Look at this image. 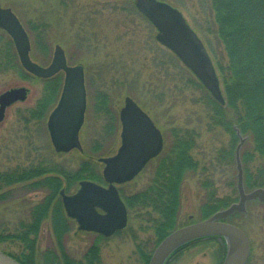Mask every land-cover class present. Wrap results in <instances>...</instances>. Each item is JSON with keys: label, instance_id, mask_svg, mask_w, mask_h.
<instances>
[{"label": "rangeland", "instance_id": "374dc122", "mask_svg": "<svg viewBox=\"0 0 264 264\" xmlns=\"http://www.w3.org/2000/svg\"><path fill=\"white\" fill-rule=\"evenodd\" d=\"M163 1L182 13L212 60L215 57L225 59L223 47L215 34L209 0ZM0 6L10 8L26 29L32 60L43 66L49 64L54 46L58 44L69 65L83 68L87 94L85 117L79 134L83 153L75 150L55 153L46 125L42 122L51 100L41 102L40 106L45 105V108L40 109L36 105L48 89L45 86L47 82L22 77L23 70L17 63L14 47L11 61L6 52L5 42L10 37L0 30V94L20 86L28 89L27 99L8 106L0 121V171L30 165L45 169L35 182L0 189V251L27 264H84L85 253L95 243L100 264H145L142 252H153L158 244L154 243L152 224L145 220L143 211L129 209L126 228L109 238L76 232L73 222L68 224L71 231L67 235L56 237L54 234L59 232L51 218L52 210L60 200L56 197L57 200H51L47 213L40 220L41 231L38 233L36 230L31 232V237L27 236L34 242L33 250L13 236L20 235L22 222L28 221L33 206L47 197L50 186L47 178L55 175L61 187L71 194L78 181L69 182L68 174L77 171L83 163H92L96 174L102 176L104 165L98 159L115 154L120 146L119 111L126 96L131 97L160 129L164 142L162 154L170 146V131L173 129L199 131L197 144L191 151L198 166L184 174L178 226L204 219L202 205L206 192L202 181L209 175L213 179L210 188L217 187V197L230 193L227 185L229 169H202L209 166L211 148L220 146V143L224 145L228 138L207 131L203 120L204 107L193 103V99L200 97L199 91L184 90L181 82L185 80L178 71L169 69L171 78L166 82L164 68L154 67L152 59L157 54V47L161 46L152 42L155 28L150 31L141 15L128 11L136 8L135 0H0ZM60 78L63 82L62 75ZM163 83L166 89L171 86L172 95L167 92L160 100V92L165 91ZM105 98L106 101L102 102ZM235 166L234 157V181L237 183ZM155 167L156 163L152 162L133 180L119 185L120 194L129 196L148 186ZM232 197L235 199L232 203L237 202L238 194ZM229 222L241 228L249 241L250 255L246 264H264V203L248 202L246 212L235 213ZM207 238L184 249L165 264H221L225 252L220 256L217 245L224 241L218 237Z\"/></svg>", "mask_w": 264, "mask_h": 264}, {"label": "trees", "instance_id": "16d2710c", "mask_svg": "<svg viewBox=\"0 0 264 264\" xmlns=\"http://www.w3.org/2000/svg\"><path fill=\"white\" fill-rule=\"evenodd\" d=\"M209 2L213 13V22L216 26L215 34L223 47L225 55V59H217L215 57V61L213 60L224 104L214 100L178 58L152 38L153 43H158L162 47H157V54L152 59L154 67L164 68L163 76L166 82L171 78L170 72L168 73L169 69L173 72L178 71L180 77L185 80V82H181V85L185 88L184 90L199 91L200 97L193 99V103H199L204 107L203 120L207 131L215 132L217 136L226 135L228 138L224 145L220 143L218 144L220 146L214 149L211 148L212 156L209 166L202 169L219 170V168L224 167L229 169L230 172L227 174L230 180L227 185L230 188V193L223 197H217V187L210 188L213 185L212 175L203 180L202 186L206 192L202 205L203 218L227 207L235 200L232 196L237 193L236 181H234V152L239 141L237 133L246 138L240 151L245 189L251 190L264 185V0H209ZM128 11L131 13L133 11V14L137 12L144 18L150 31L154 29L153 25L135 7L134 10L129 8ZM5 44L8 58L11 61L13 54H15L13 53L12 42L8 39ZM17 63L19 64L18 61ZM22 77L24 79H36L24 70ZM44 81L47 82L45 86L52 93L58 92L62 85L60 74ZM163 86L165 91L160 92V100L163 99L167 92H169V96L172 95L171 86L168 89L165 88L164 83ZM156 87H159V85L156 84ZM99 95L106 97L105 95ZM43 100L47 102L50 99L45 100L42 97L38 104L40 109L45 108V105L40 106ZM105 101L106 98L102 99V102ZM52 104L53 101L51 99L46 110ZM31 116H34L33 113ZM197 130L181 128L170 131L172 138L170 146L165 154L161 153L152 161L156 163V167L149 185L129 196H122L128 210L143 211L145 220L149 223L151 222L155 245L169 232L179 227L181 185L184 174L187 170L198 166L197 162L193 161L191 154L198 141L199 131ZM30 167L32 166L0 171V189L29 182L30 178L34 176L31 174ZM43 171L44 168L41 167L40 172L36 175L43 174ZM68 179L69 182L73 183L81 179H88L94 182L102 181L101 176L96 174L90 162L83 163L77 171L68 174ZM46 182L50 184L47 197L53 199L61 186L60 180L58 178H47ZM39 208H41V214L38 219L40 221L43 218V214L47 213L48 207L40 206L37 209ZM53 214L58 218L60 217L58 208ZM232 216L228 218V221ZM14 237L21 240L25 245L27 244L29 249L33 250L34 242L32 239L27 236ZM215 238L217 237L212 236L207 239ZM201 240L198 239L180 247L172 253L167 262L174 259L184 249L193 246ZM151 252H142V260L145 264H147ZM217 252L220 256H224L225 247L223 242L218 243ZM97 255L98 247L97 244L93 243L83 257L84 264H100V259ZM18 261L22 264H27L21 260Z\"/></svg>", "mask_w": 264, "mask_h": 264}, {"label": "water", "instance_id": "95a60500", "mask_svg": "<svg viewBox=\"0 0 264 264\" xmlns=\"http://www.w3.org/2000/svg\"><path fill=\"white\" fill-rule=\"evenodd\" d=\"M137 10L155 27V39L172 52L195 76L214 100L224 104L214 64L197 34L189 27L181 12L161 0H135ZM0 28L11 38L22 68L31 75L47 79L63 73L60 98L47 119L50 142L57 153L72 149L82 150L79 131L84 121L86 94L84 72L80 65H69L63 49L55 45L51 61L41 66L30 58V40L24 27L10 10L0 7ZM27 88H10L0 94V121L11 104L24 101ZM121 123L120 146L116 153L99 158L104 166L102 177L106 187L89 180H81L73 195L60 192L66 214L75 218L79 229L94 231L105 237L125 228L127 211L116 185L131 181L163 148L160 131L151 118L126 96L119 111ZM234 157L236 163V189L238 200L211 216L180 226L167 234L153 250L147 264H165L169 256L180 247L211 236L224 241L225 256L221 264H246L250 245L245 233L226 220L234 212H246V202L264 203V187L245 191L242 180L240 148L246 138L240 136ZM100 208L105 214H100ZM0 264H20L0 251Z\"/></svg>", "mask_w": 264, "mask_h": 264}, {"label": "flooded vegetation", "instance_id": "af4514ba", "mask_svg": "<svg viewBox=\"0 0 264 264\" xmlns=\"http://www.w3.org/2000/svg\"><path fill=\"white\" fill-rule=\"evenodd\" d=\"M1 30V29H0ZM61 91H62V87L60 88V90L58 91V92H55V93H52L51 91H49V89H46L44 92H43V94H44V96H41V98L43 97V99H52V101H53V104L49 107V109L48 110H46V112H44L45 113V118H43L42 119V122H44L45 123V125H46V128H47V119H48V116H49V114L51 113V111L54 109V107L56 106V104H57V102H58V100H59V98H60V95H61ZM53 94V95H52ZM85 94H86V90H85ZM27 95H28V92H27ZM86 96H87V94H86ZM41 98H39L38 100H37V102H36V105H38L39 104V100L41 99ZM38 114H39V111L37 112ZM39 115H41V113L39 114ZM120 122V121H119ZM120 126H121V124H120ZM47 131H48V129H47ZM48 135H49V133H48ZM73 150H75V151H78L79 153H83V150H81V151H79L78 149H72V150H70V151H68V152H65V153H69V152H71V151H73ZM53 151L55 152V153H57L55 150H54V148H53ZM58 154V153H57ZM59 154H61V153H59ZM161 154V153H160ZM159 154V155H160ZM159 155H157L155 158H153V159H150L148 162H147V164L144 166V168L139 172V174L147 167V165H149L154 159H156ZM40 170H41V167H39V166H32V167H30V171L32 172L31 174L32 175H34V176H32V178H30V180H29V182H31V181H33V182H35V178H39L40 176L39 175H36L38 172H40ZM45 170V169H44ZM139 174H137L136 176H138ZM51 176V175H50ZM135 176V177H136ZM134 177V178H135ZM49 178H57V177H55V175L54 176H51V177H49ZM101 178H102V176H101ZM133 178V179H134ZM132 179V180H133ZM82 180V179H81ZM81 180H79L77 183H76V185H77V188L75 189V191L73 192V193H67V191H65V187H61L60 186V188L58 189V192L55 194V196H54V198L53 199H55V201L57 200L56 199V197H59V201L57 200V202H58V206H55L54 208H53V210H52V223H53V225L55 226V228H57L58 229V232L59 233H56V234H54V236H59V237H61V236H65V235H67L71 230H70V228L68 227V224L69 223H72L73 222V224H75V226H76V232H89V233H91V234H95V235H97V236H100V237H102V238H109V237H112L113 235H115V234H117V233H120L121 231H123L125 228H123V229H121V230H117V231H115L112 235H110V236H108V237H105V236H103L102 234H100V233H97V232H94V231H86V230H82V229H79V224H78V222H77V220L75 219V218H71V217H69L67 214H66V211H65V208H64V205H63V202H62V196L60 195V192H63L65 195H73V194H75L77 191H78V189H79V182L81 181ZM97 183H99L100 185H102V186H104V187H106L107 186V184L104 182V180H103V178H102V181L101 182H97ZM25 187V186H24ZM116 189H117V192H118V195H119V197H120V199H121V201L123 202V204H124V206H125V208H126V211H127V222H128V208H127V205H126V203H125V201H124V199H123V197H122V195L120 194V190L118 189V186H116ZM48 194H49V192L46 194L47 196H48ZM51 200L52 199H49L48 197H45L44 199H43V201H41L40 203H38V204H35L34 206H33V208H32V211L30 212V214H29V216H28V221L27 222H22L23 223V225L21 226V229L19 230L20 231V235H18V236H28V237H31V232L32 233H34L36 230H38V233H39V231H41V227H42V224L40 223V221L38 220L39 219V217H40V214H41V209H37L38 207H40V206H50V202H51ZM58 208V211L60 212V217L58 218V217H56V215L55 214H53L54 212H55V210ZM96 209V211L98 212V213H100V214H105V212L103 211V210H101L100 208H95ZM126 226H127V224H126ZM18 229H19V226H18ZM13 236H15V235H13Z\"/></svg>", "mask_w": 264, "mask_h": 264}, {"label": "bare ground", "instance_id": "6f19581e", "mask_svg": "<svg viewBox=\"0 0 264 264\" xmlns=\"http://www.w3.org/2000/svg\"><path fill=\"white\" fill-rule=\"evenodd\" d=\"M239 138V137H238Z\"/></svg>", "mask_w": 264, "mask_h": 264}]
</instances>
